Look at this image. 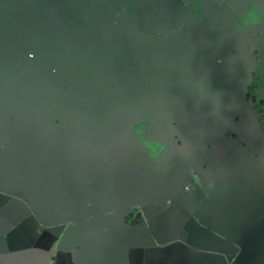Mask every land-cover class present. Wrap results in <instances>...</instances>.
<instances>
[{
    "label": "flooded vegetation",
    "instance_id": "1",
    "mask_svg": "<svg viewBox=\"0 0 264 264\" xmlns=\"http://www.w3.org/2000/svg\"><path fill=\"white\" fill-rule=\"evenodd\" d=\"M107 1L112 6L103 8L99 16L103 20L112 9V23L109 13L107 26L104 20L103 25L93 26L94 16L87 10L95 0H87L80 9L68 4V9L60 6L42 13L32 3L28 12L17 8L13 22L0 20L1 190L3 197L25 204V220L34 223L36 217L57 221V212L75 217L88 201L118 208L117 194L136 192L135 152L123 132L128 126L163 169L162 180L148 174L156 203L108 215H120L115 222L123 224L126 217V222H138L145 211L164 214L158 224L165 225L170 235L167 224L176 216L171 214L174 202L185 198V187L188 198L196 191L194 168L207 163L203 181L226 190L241 181V171L228 164L229 146L223 144L228 155L220 154L215 139L244 146L248 142L257 151L250 162L257 159L264 166V101L259 94L264 83L260 69L264 67V0H206L204 11L210 22H169L167 9L153 7L151 0ZM162 1H169L176 11L183 6L175 0ZM18 2L0 0V14L3 4ZM193 2L200 8L201 0ZM75 10H80L83 23L77 22ZM152 12L160 22L148 20ZM127 15L134 22L123 23ZM234 58L240 67L232 65ZM198 74L210 81L197 79ZM217 94L218 102L208 116L195 114L190 119L195 128L174 125L173 130L169 125L166 116L175 110L170 106L183 107L192 96L200 102ZM234 98L239 104L232 103ZM215 100L211 97L209 102ZM105 103L107 112L102 108ZM115 111L121 114L120 122L112 119ZM136 115L146 119L132 125ZM197 126L212 134L206 137V130L200 129L195 135ZM143 128H152L155 136L173 132L174 141L169 143L178 148L181 160L168 162L161 144L165 142L152 139ZM87 139L117 144L96 151L86 145ZM207 140L216 142L206 144ZM221 164L225 167L219 170ZM16 214L21 217L25 212H7L10 217Z\"/></svg>",
    "mask_w": 264,
    "mask_h": 264
},
{
    "label": "crops",
    "instance_id": "2",
    "mask_svg": "<svg viewBox=\"0 0 264 264\" xmlns=\"http://www.w3.org/2000/svg\"><path fill=\"white\" fill-rule=\"evenodd\" d=\"M95 1L94 7H89L87 10L88 14L94 16L93 26L103 25V20L104 26H107V14L112 9L104 13L103 20L99 16L102 14L103 8L112 5L107 0ZM185 1L187 3L183 4L181 1L175 0L179 7L183 5L179 11H176L169 1L151 0V3L155 8L167 9L169 22L178 19L210 22L207 11H204L206 0H201L200 8L193 0ZM86 2L87 0H72V2L70 0L69 2L68 0H19L13 5H2L0 20L13 22L17 8L22 6L23 12H28L32 8V3L39 10L38 12L42 13L48 12L51 8L57 10L56 7L60 6L68 9V4L72 5V8L80 9L81 4ZM81 11L86 12L85 10ZM197 11L198 15L196 16ZM60 13L62 12H53V14ZM73 13L77 22L83 23V20L78 17L81 15L80 10H75ZM112 17L113 12L109 16L111 23ZM122 20L123 23H128L134 22L135 19L132 15H127ZM148 20L153 23L160 22L156 18L155 12L151 13ZM29 21L32 22L30 19ZM73 26L77 25L73 22ZM205 29L208 33L211 32V28L205 26ZM258 32L256 31V34ZM258 37L263 39L262 34ZM234 63L240 67L235 58L232 65ZM260 69L263 78L264 67L261 66ZM197 79L210 81L202 74H198ZM213 80L218 81V77H214ZM219 95L202 98L200 102H196L198 98L192 96L183 107L181 105L170 106V109L175 110L166 116V119L170 121L169 125L173 126V130L174 125H178L180 129L195 128L194 124L189 122L190 119L195 114L208 116V112L217 104ZM245 96L246 91L241 94V104ZM211 97H217V100L209 102ZM232 103L239 104L237 98H234ZM102 108L107 112L106 103ZM229 108L231 109V106ZM134 117L137 119L136 122H132V125H140L146 119H138L137 115ZM112 119L120 122L121 114L115 111ZM154 128L158 130L161 127ZM151 129L143 128L141 130H148L152 139L166 143H161L165 148V159L168 162L181 160L178 156V148L169 143L174 141V133H170L167 137L159 134L155 136ZM200 129L201 126L196 127L195 135H198ZM202 129L204 132L206 130V133L203 134L206 137L212 134L207 128L202 127ZM219 129L216 127V131ZM123 132H126L124 134L127 136L126 144L131 151L135 152L137 180L135 195L129 190L125 192V196H122V193L117 194L120 204L118 208L114 205L110 208L107 203L103 202L88 201L83 208L78 209L80 212H76L78 215L75 217L70 218L68 215L71 213L66 216L57 212V221L48 222L36 217L37 222H29L25 220L27 206L16 200L3 197L4 191L1 190L3 184L0 182V264H264V166L259 164V161L256 162L257 159L250 162L255 158L253 152L257 153L252 145L245 142L247 146H244L233 140L224 143L226 140H223L222 137L215 139L220 146L215 150L219 149L220 154L228 155L229 152L225 151L223 144L229 146L231 152L228 164L232 165L233 169L241 171V181L240 183L236 182L237 186L234 185L226 190L203 181L201 174L203 169L209 166L207 163L194 168V174L198 181L195 182L197 184L196 191L193 196L188 198L185 187L182 190L187 193L185 198H178L174 202L171 214L176 212V216L169 218L168 229L171 233L169 235L165 225L158 224L164 214L153 216L145 211L143 216H139L141 220L138 222H126V219L129 218L126 217L123 224L115 222L119 220L120 215H108L120 211L119 209H142L149 204L156 203V195L149 188L152 182L149 180L148 174L152 172L154 180H162L163 175V169L147 155L140 140L131 132L130 127L127 126ZM118 134H120L119 131ZM160 136L163 139H160ZM195 139L193 138V143ZM215 140H207L206 144L208 141L215 143ZM100 142L87 139L86 145L100 151L105 149L106 144L115 146L117 144V142L105 140L101 142L100 147H95V143ZM177 144L179 145L178 142ZM218 153L216 152L215 155H219ZM139 158H142L143 161H140ZM250 166H252L251 170L243 171ZM223 167L225 165L221 164L219 170ZM228 167L227 165V169ZM198 168L200 171L197 170ZM214 168L215 166L211 170ZM245 195L248 198H245ZM233 197L239 198L234 199ZM30 208L33 211V207L30 206ZM52 208L55 209V207ZM112 208L113 211H117L112 212ZM12 209L13 211L18 210L20 214L25 212V214L21 217L19 214L10 217L7 212ZM155 219V223L152 222L151 225L152 230L148 232L142 223L146 225ZM71 221L76 225L70 226L69 222ZM202 223L207 224L202 227L213 233L214 240L207 244H199L196 241L199 238L207 237L205 230L198 227ZM44 224H50V227L45 228ZM147 236L150 240L147 239ZM216 238L217 240H215Z\"/></svg>",
    "mask_w": 264,
    "mask_h": 264
},
{
    "label": "water",
    "instance_id": "3",
    "mask_svg": "<svg viewBox=\"0 0 264 264\" xmlns=\"http://www.w3.org/2000/svg\"><path fill=\"white\" fill-rule=\"evenodd\" d=\"M261 42L263 43V39H261ZM263 80H264V77H263ZM259 94L261 95V98H262V100H263V99H264V83L262 84V86H261V88H260V90H259ZM139 160H140V161H143L142 158H139ZM119 210L124 211V209H119ZM115 211H117V210H115ZM115 211H112V212H115ZM110 213H111V212H110ZM106 214H107V213H106ZM155 221H156V219H155V220H152V221H149L148 223H146V225L142 223V225H144V226L147 228L148 232H149V230H152V227H151L152 222L155 223ZM69 224H70V226H75V225H76V223L73 222V221L69 222ZM197 225H198V224H197ZM204 225H207V224L202 223V224L198 225V227H200L201 229H204V230H205V232L207 233V237H206V238H199V239H197L196 241H197V243H199V244H205V243L207 244V243L210 242L211 240H214V238H213V233L210 232L209 230H207L206 228L202 227V226H204ZM167 226L169 227V224H167ZM44 227H45V228H49V227H50V224H44ZM218 228H219V225H218ZM60 229H62V228H60ZM214 231H216V230L214 229ZM149 234H150V233H149ZM170 234H171V233H170ZM150 237H151V236H150ZM147 239L150 240V239H149V236H147ZM215 240H217V238H216ZM236 246H238V245H236Z\"/></svg>",
    "mask_w": 264,
    "mask_h": 264
}]
</instances>
